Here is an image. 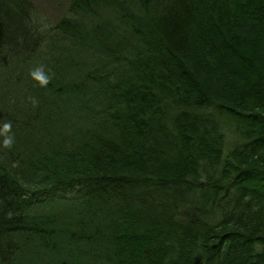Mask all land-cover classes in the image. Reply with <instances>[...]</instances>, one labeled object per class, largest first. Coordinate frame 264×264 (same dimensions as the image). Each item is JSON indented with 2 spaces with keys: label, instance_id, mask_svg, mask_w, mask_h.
Returning a JSON list of instances; mask_svg holds the SVG:
<instances>
[{
  "label": "trees",
  "instance_id": "trees-1",
  "mask_svg": "<svg viewBox=\"0 0 264 264\" xmlns=\"http://www.w3.org/2000/svg\"><path fill=\"white\" fill-rule=\"evenodd\" d=\"M5 121L0 264H264V0H0Z\"/></svg>",
  "mask_w": 264,
  "mask_h": 264
},
{
  "label": "rangeland",
  "instance_id": "rangeland-1",
  "mask_svg": "<svg viewBox=\"0 0 264 264\" xmlns=\"http://www.w3.org/2000/svg\"><path fill=\"white\" fill-rule=\"evenodd\" d=\"M35 9L38 22L51 25L68 16L69 0H29ZM63 213L66 211L60 208Z\"/></svg>",
  "mask_w": 264,
  "mask_h": 264
},
{
  "label": "clouds",
  "instance_id": "clouds-1",
  "mask_svg": "<svg viewBox=\"0 0 264 264\" xmlns=\"http://www.w3.org/2000/svg\"><path fill=\"white\" fill-rule=\"evenodd\" d=\"M29 75L31 79L37 82L40 87H47L52 79V76L45 72L43 65L30 70ZM29 99L33 103V106H35L37 103L36 100L34 98ZM11 128V121L3 122V126L0 128V136L3 137L2 146L6 149H10L14 144V135H8L11 132ZM9 216H11V213H9Z\"/></svg>",
  "mask_w": 264,
  "mask_h": 264
}]
</instances>
